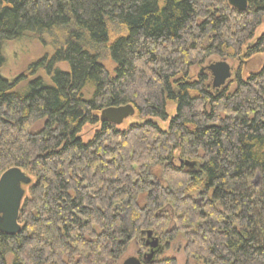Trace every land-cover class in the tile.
Instances as JSON below:
<instances>
[{
	"label": "trees",
	"instance_id": "trees-1",
	"mask_svg": "<svg viewBox=\"0 0 264 264\" xmlns=\"http://www.w3.org/2000/svg\"><path fill=\"white\" fill-rule=\"evenodd\" d=\"M262 24L264 0H0V177L34 179L0 264H117L135 236L164 231L167 209L187 257L264 264V65L219 90L205 70L264 54ZM25 37L48 52L8 81L4 46ZM127 105L142 123L100 121Z\"/></svg>",
	"mask_w": 264,
	"mask_h": 264
},
{
	"label": "rangeland",
	"instance_id": "rangeland-1",
	"mask_svg": "<svg viewBox=\"0 0 264 264\" xmlns=\"http://www.w3.org/2000/svg\"><path fill=\"white\" fill-rule=\"evenodd\" d=\"M263 33H264V24H262L256 29L254 33L253 41L259 39ZM46 48H49V47L46 46ZM46 48L43 45H41L37 40L31 37H25L20 40L7 43L4 46V50H3L4 58H5V65L2 69L3 77L8 81H12L15 77L25 72L31 64L40 60L48 52V49ZM242 51L245 52L244 48ZM218 61H221V60H216L214 62H218ZM214 62H211V63H214ZM226 62L231 67V77L228 80V82L233 79L237 71L240 72L241 77L245 80L249 76L250 72H256L264 65V54L254 56L248 61L244 59L242 63H239L238 61L230 62L227 60ZM102 63L104 64L106 69H108V71L111 72L113 70V65L109 62L107 57L102 59ZM200 70L203 71L202 69ZM206 71L209 72L208 70ZM211 79H212V76H211ZM228 82L226 84H228ZM175 113H176L175 105L169 104L166 108V114H167L168 119L165 122L154 119L153 122L157 125V127L160 130L167 131L170 120L175 116ZM140 123H142V121L138 120L135 115L131 118L126 119L123 122V124L118 126L117 128L121 131H124V130H127L129 126H131L132 124H140ZM96 130H98L97 126L96 127H92L89 125L85 126L81 132L82 141L88 142L89 140H91ZM177 156H178V153H175L174 160H173L174 166L183 165L182 161H179ZM180 162L182 164H180ZM25 174L28 177H30L27 173ZM31 180H32L31 182L33 183L34 179H31ZM27 188L28 187L24 188L26 197L28 194ZM193 200L195 204H197L198 206H201L205 203L204 202L205 200L203 198L197 197L195 195H194ZM139 204L140 206L143 205L142 201H140ZM117 206L120 207L118 209L120 211L119 212L120 215L127 219L129 208H127L125 205H117ZM165 209L164 211H166ZM168 211L169 210L167 209V212L163 216L164 218L168 220L166 221L167 223L165 224L164 231H163V228L161 232L158 230H155L156 232H154L153 229L149 230V231H152L153 236L159 240V244L162 245L163 247L162 253L158 254L155 257L154 264H164L165 262H169L171 264L172 263L173 264H202L199 261H195L187 257L185 253V247L187 245V241H186L185 233L183 231L176 232L175 237L172 239H169L172 233L171 234H167V233L171 231L172 224H174V214ZM162 213H163L162 210L158 211L156 212L155 216L156 217L161 216ZM145 238H146L145 235H140L139 237L135 236L131 240V242L128 244L127 249L125 250L122 258L117 262V264H122L123 261L126 260L127 258H131V257L137 258L138 253H139V257H142L143 254L146 253V250H145L146 248L144 246Z\"/></svg>",
	"mask_w": 264,
	"mask_h": 264
},
{
	"label": "water",
	"instance_id": "water-1",
	"mask_svg": "<svg viewBox=\"0 0 264 264\" xmlns=\"http://www.w3.org/2000/svg\"><path fill=\"white\" fill-rule=\"evenodd\" d=\"M249 0H227L228 5L238 11L245 12ZM206 70L212 76V88L219 90L225 86L231 77V67L226 60L210 63ZM135 115V109L131 105L118 108H108L100 113L101 122L107 121L118 127L123 122ZM180 164H182L180 162ZM194 163H185L187 168H193ZM31 185V178L28 177L19 168L7 170L0 177V233L5 236H15L21 231L18 223V215L21 203L25 197L24 188ZM120 207L116 206L118 210ZM141 235H145V248L148 254L144 257L143 262L136 257L127 258L122 264H154L155 257L161 253L162 247L159 240L153 236L152 231H144Z\"/></svg>",
	"mask_w": 264,
	"mask_h": 264
},
{
	"label": "flooded vegetation",
	"instance_id": "flooded-vegetation-1",
	"mask_svg": "<svg viewBox=\"0 0 264 264\" xmlns=\"http://www.w3.org/2000/svg\"><path fill=\"white\" fill-rule=\"evenodd\" d=\"M145 244V243H144ZM161 247H162V245H160ZM146 250V253L145 254H143V256L142 257H139V253L137 254L138 255V259L140 260V261H142L143 262V260H144V257L148 254V249L146 248L145 249ZM162 251H163V247H162ZM162 251H161V253H162ZM160 253V254H161Z\"/></svg>",
	"mask_w": 264,
	"mask_h": 264
}]
</instances>
